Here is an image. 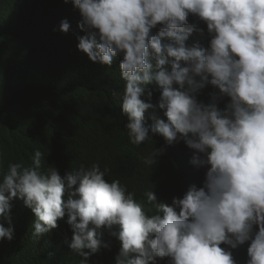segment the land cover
Masks as SVG:
<instances>
[{
    "label": "trees",
    "instance_id": "16d2710c",
    "mask_svg": "<svg viewBox=\"0 0 264 264\" xmlns=\"http://www.w3.org/2000/svg\"><path fill=\"white\" fill-rule=\"evenodd\" d=\"M48 1L0 0V264H193L202 254L209 264H264V0H194L202 19L177 53L154 25L159 0L123 9L130 42L117 53L119 22L101 0H69L67 22ZM144 43L157 60L137 77ZM158 44L169 52L157 57ZM216 129L219 168L179 177L213 152ZM99 166L105 180L151 179L167 216L147 215V229L127 239L110 241L95 224L68 231L56 189L72 190L87 226L83 196ZM78 246L80 257L68 254Z\"/></svg>",
    "mask_w": 264,
    "mask_h": 264
},
{
    "label": "clouds",
    "instance_id": "9594fccd",
    "mask_svg": "<svg viewBox=\"0 0 264 264\" xmlns=\"http://www.w3.org/2000/svg\"><path fill=\"white\" fill-rule=\"evenodd\" d=\"M141 0H101L100 1V10L103 11L107 17L114 19L119 22V27L117 32L111 37V47L112 52L117 53L121 49L128 46L130 41H126L123 35L120 32L122 23H123V9L127 8L129 5L138 6ZM59 4L58 6H55ZM70 2L69 0H49L48 6L46 10L50 11L52 5H54V12L59 15V17L67 22L68 20V6ZM200 3L194 0H159L154 12V20L155 26L164 25L166 34L170 38V48L174 53L184 46L185 34L189 28L190 23L195 19L197 21H201L202 12L200 14ZM162 12H165L163 15ZM91 19V18H90ZM88 23H90V20ZM168 27V28H166ZM142 39V36L139 37ZM143 47L146 48V52H148L144 56V60L142 63V69L140 70V74L137 77H141L143 70L147 63L153 64L157 59L150 58L149 51L150 45L144 43ZM142 49L139 51L140 55L143 54ZM149 50V51H148ZM155 55L158 57L162 54H166L169 52V48L166 45L158 44L156 48ZM182 51V50H181ZM179 52V51H178ZM137 53V51H136ZM136 58L132 59L127 66H125L124 72L126 76H132L134 63ZM183 117L180 119V123L188 124L189 122L196 123L194 118L187 117L183 120ZM214 120L210 119L208 124L205 127L204 133L207 134L209 139L211 140V132L213 130ZM203 133V136H204ZM218 130L216 129V137L213 143V152L207 150L203 157L193 163L185 162L186 166L182 169L181 176H194L196 177L198 174L205 175L211 171H214L219 168L217 163L216 156L220 159V154L225 151H217L216 143L218 141ZM194 137V133L190 134L189 143L192 145V140ZM203 140V138H202ZM169 146H174V150L180 152L181 144L176 141V143H170ZM1 148L3 146L0 145V153ZM219 152V155L217 154ZM216 155V156H215ZM190 159V158H189ZM189 166L192 167L193 170H196V173H189ZM105 169H100V166L94 169L93 171H89L88 175V188L85 190L86 195L83 196L84 199L88 198L93 208L92 214H88L89 224L87 226L80 227V218L78 213L80 210L76 207L78 198H75V194L72 193V190L68 187H64L61 190L56 189V194L59 199V208L62 213V224H66L71 221L74 228L69 229L68 231H72V233H78L82 230H91L94 226V231L99 232L98 234L102 237L111 241L112 239H127L130 233L133 234L134 231L139 232L142 230H146V226L143 225V219L147 215H152V213L159 212L161 214H165L167 216V203L168 199L159 198L156 193V188L153 185L151 179H143L140 182L132 181L129 179H125L120 174H116V177H112L109 180H105L103 177V173ZM27 174V168L25 170ZM9 175V173L7 174ZM199 175V176H200ZM66 207L69 210V215H65ZM155 223L149 224L150 228H153ZM93 231V230H92ZM174 237V231L169 235L168 244L171 243L172 238ZM68 254L72 257L74 255H78L79 246L74 247ZM193 264H209L205 256L202 254Z\"/></svg>",
    "mask_w": 264,
    "mask_h": 264
}]
</instances>
